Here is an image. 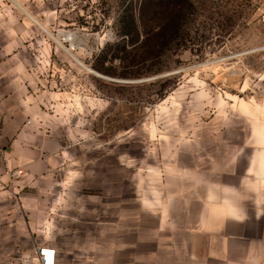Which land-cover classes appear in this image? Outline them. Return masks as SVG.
I'll return each mask as SVG.
<instances>
[{"label": "rangeland", "instance_id": "obj_1", "mask_svg": "<svg viewBox=\"0 0 264 264\" xmlns=\"http://www.w3.org/2000/svg\"><path fill=\"white\" fill-rule=\"evenodd\" d=\"M142 3L148 36L123 41ZM0 104L3 145L32 153L5 150L3 175L23 171L42 218L133 205L186 140L238 141L264 115V0H0Z\"/></svg>", "mask_w": 264, "mask_h": 264}, {"label": "crops", "instance_id": "obj_2", "mask_svg": "<svg viewBox=\"0 0 264 264\" xmlns=\"http://www.w3.org/2000/svg\"><path fill=\"white\" fill-rule=\"evenodd\" d=\"M0 143L15 163L32 155ZM185 144L133 205L113 194L95 208L60 205L63 218H42L39 190L18 194L22 180L0 166V264H38L45 245L55 264H264V115L238 141Z\"/></svg>", "mask_w": 264, "mask_h": 264}, {"label": "trees", "instance_id": "obj_3", "mask_svg": "<svg viewBox=\"0 0 264 264\" xmlns=\"http://www.w3.org/2000/svg\"><path fill=\"white\" fill-rule=\"evenodd\" d=\"M130 6V5H129ZM128 6L126 12L123 14V16H121V20L123 18H127V22H126V27L127 28H121V36H126L124 37L122 40L124 41L126 38H136L139 36L140 32H144L145 30V35L148 36V25H147V21L144 20V15L142 14V12L144 13V3H142L141 6V16L137 15L136 13L133 12V10L130 9V7ZM176 12H172L171 13V23L174 21V26L177 25V20L179 19V16L176 15ZM180 28V26H177L176 29ZM143 29V31H142ZM147 29V30H146ZM162 32H164V29H161V32L159 34H161ZM158 34V33H157ZM145 41L143 40L142 42L146 43L147 42V37ZM131 43H133V40H131Z\"/></svg>", "mask_w": 264, "mask_h": 264}, {"label": "built area", "instance_id": "obj_4", "mask_svg": "<svg viewBox=\"0 0 264 264\" xmlns=\"http://www.w3.org/2000/svg\"><path fill=\"white\" fill-rule=\"evenodd\" d=\"M3 134V119L0 113V140ZM5 148L1 146L0 143V165L5 164L7 166L6 158H5ZM23 174L21 169L14 170L11 174L13 176H20ZM36 257L38 264H55L56 250L48 245H45L36 251Z\"/></svg>", "mask_w": 264, "mask_h": 264}]
</instances>
